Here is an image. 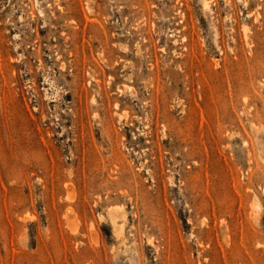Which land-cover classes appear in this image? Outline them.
<instances>
[{
	"label": "rangeland",
	"instance_id": "rangeland-1",
	"mask_svg": "<svg viewBox=\"0 0 264 264\" xmlns=\"http://www.w3.org/2000/svg\"><path fill=\"white\" fill-rule=\"evenodd\" d=\"M0 264H264V0H0Z\"/></svg>",
	"mask_w": 264,
	"mask_h": 264
},
{
	"label": "bare ground",
	"instance_id": "bare-ground-1",
	"mask_svg": "<svg viewBox=\"0 0 264 264\" xmlns=\"http://www.w3.org/2000/svg\"><path fill=\"white\" fill-rule=\"evenodd\" d=\"M204 5V4H203ZM207 5V4H206ZM205 6V5H204Z\"/></svg>",
	"mask_w": 264,
	"mask_h": 264
}]
</instances>
